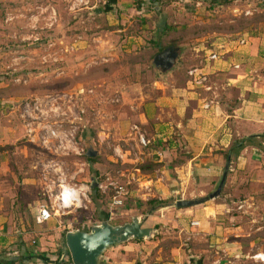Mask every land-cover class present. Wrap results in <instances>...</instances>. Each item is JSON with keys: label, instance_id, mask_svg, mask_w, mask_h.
Segmentation results:
<instances>
[{"label": "rangeland", "instance_id": "obj_1", "mask_svg": "<svg viewBox=\"0 0 264 264\" xmlns=\"http://www.w3.org/2000/svg\"><path fill=\"white\" fill-rule=\"evenodd\" d=\"M197 1L0 0L1 197L12 230H21L23 243L43 250L40 255L56 257L68 248L69 230L147 214L144 226L157 230L126 243L136 244L129 252L148 264H214L220 234L215 230L231 234L228 229L241 224L242 236L259 226L254 233L264 232V206L257 202L263 184H241L229 170L221 193L210 199L224 169L216 179L195 174L187 182L186 170L176 171L194 150L189 138L178 136L180 114L167 110L168 98L188 83L202 104L213 93L187 80L190 69L199 67L214 84L220 77L215 64L227 61L229 52L209 60L210 51L222 52L213 42L264 29L262 0H226L223 6L221 0ZM248 8L253 11L246 13ZM169 46L180 48L178 62L162 72L154 58ZM233 61L241 67L233 68ZM233 61L230 68L244 70L242 60ZM161 97L165 114H147ZM25 102L31 110L21 114ZM62 172L68 183L89 189L78 206L40 224L38 209L59 191ZM92 183L98 188H90ZM251 195L255 204L238 209ZM201 198L194 206L175 205ZM154 199L165 203L150 210ZM257 207L258 213L249 211ZM206 210H218L207 233L193 224L203 221Z\"/></svg>", "mask_w": 264, "mask_h": 264}, {"label": "crops", "instance_id": "obj_2", "mask_svg": "<svg viewBox=\"0 0 264 264\" xmlns=\"http://www.w3.org/2000/svg\"><path fill=\"white\" fill-rule=\"evenodd\" d=\"M145 1L147 4L151 2L158 4L157 0ZM197 2L202 4L203 0ZM215 2L218 1L215 0ZM233 2L248 3L245 0H233ZM223 5L224 3L220 6ZM45 6L46 4H43V7ZM247 10L253 11L251 8ZM242 39L245 40L244 44L240 43ZM213 46L229 54L227 61L215 64L218 68L214 72L218 71L220 74V77H216L218 84L217 82L212 84L208 79L206 81V86L210 89L205 90L213 93L207 95V99L213 100L211 107L204 109L201 106L200 97L188 83L186 86L175 89L178 96L168 98L167 107L170 108L167 110L180 114L176 121L177 134L184 140L189 138L190 147L194 150L190 159L176 166V171L182 173L186 170L183 176L186 182L195 174L201 179H216L229 165V170L234 172V174L229 173V176L233 175L236 181L241 177V184L246 181L247 185L250 181L252 184L259 183L264 186V29L229 43H226V38L222 37L219 41H214ZM239 59L244 62L243 71L229 67L230 61ZM162 100L164 98L161 97L152 104L151 109L146 111L147 114H158V116L165 114L166 109L162 107ZM193 102L195 105L192 104ZM158 116L156 115V118ZM174 122L166 124L173 125ZM156 125L162 124L157 122ZM241 143L242 146H240ZM229 150H231L228 159L230 163L225 158V153ZM178 178L182 179V175ZM258 197L262 200L257 202L259 204L263 202L264 206V193ZM252 198L255 199L251 195L250 199L247 198L238 206V209L245 206L250 208V205L255 204ZM4 210L6 207L1 197L0 187V264H53L56 261L59 262L58 264H74L69 261L68 248L62 249V253L56 257H48L46 254L40 256V251L43 250L33 248L29 243H23L20 238L21 230H12L9 218L6 216L7 212ZM257 210L258 207L256 210L249 211L258 213ZM217 211L202 212L201 220L203 221H198L199 225L204 226L205 233L210 230L211 216L213 213L216 216ZM241 226L238 224L230 227L228 231L231 234H226L221 227H216L221 230H215L220 234H216L215 238L214 264H264V260L256 257L259 253L264 254V232L261 235L254 233L263 226L249 232L247 235L250 236H242ZM249 237L250 239H244ZM136 248V244L132 242L113 246L106 256L100 259V264H148L146 260H143L142 255L134 257L129 252Z\"/></svg>", "mask_w": 264, "mask_h": 264}, {"label": "water", "instance_id": "obj_3", "mask_svg": "<svg viewBox=\"0 0 264 264\" xmlns=\"http://www.w3.org/2000/svg\"><path fill=\"white\" fill-rule=\"evenodd\" d=\"M180 48L178 46H169L154 58V63L161 68L162 72H168L178 62ZM229 161V160H228ZM230 163V161H229ZM229 171V165L226 167L221 183L217 190L209 195V198L218 196L226 181ZM98 183H92L90 188L97 187ZM205 201L201 199H179L176 207L185 208L194 206ZM149 214L143 218L136 216L130 222L123 224H112L110 221H102L94 224L90 230L75 229L69 230L66 234V244L71 253L74 264H100V259L104 252L115 245L125 243L131 239L141 240L151 237L157 230L155 227L144 226Z\"/></svg>", "mask_w": 264, "mask_h": 264}, {"label": "built area", "instance_id": "obj_4", "mask_svg": "<svg viewBox=\"0 0 264 264\" xmlns=\"http://www.w3.org/2000/svg\"><path fill=\"white\" fill-rule=\"evenodd\" d=\"M246 13H250V11L248 10ZM240 43L244 44L245 40L244 39L240 40ZM224 55L225 52H216L212 50L208 54L207 58L213 61L222 60L224 59L222 57ZM231 65L235 69H239L241 67V63L237 61H233ZM188 80L192 84L194 82L195 85H201L206 90L210 89L209 87L206 86L207 74L202 72V70L199 67H194L190 69ZM212 104H213V100L204 99L201 106L204 109H209ZM22 108L24 113L21 112V114H25V112L26 114L30 113L29 111L31 110V104L29 102H25V104L22 105ZM36 108H38L37 104H36ZM134 129H138V126L135 125ZM50 132L53 135H56V132L54 130H49V136H50ZM140 139L144 145H147L143 135L140 136ZM58 185H59V191H57L55 194L54 193L49 194L50 204L47 203L43 204L38 209L36 220L40 224L47 222L56 215L65 214L71 208L78 206L82 201V197L86 196L87 193L86 190L89 189L88 185H78L74 183L73 184L68 183L67 181H65V176L63 172L62 175L59 177ZM118 192L121 193L125 191L123 188H120ZM115 202L121 204L123 200L119 199L116 200ZM193 224L199 225V221H193ZM256 257L260 258L261 260H264V254L262 253L257 254Z\"/></svg>", "mask_w": 264, "mask_h": 264}, {"label": "trees", "instance_id": "obj_5", "mask_svg": "<svg viewBox=\"0 0 264 264\" xmlns=\"http://www.w3.org/2000/svg\"><path fill=\"white\" fill-rule=\"evenodd\" d=\"M217 1H220V0H217ZM224 1H226V0H221L220 2H224ZM166 48V47H165ZM164 48H161L160 49V51H162ZM247 142V141H246ZM249 142V141H248ZM238 143V142H237ZM243 144L241 143L240 144V146H242ZM230 152H231V150H229L228 152H226L225 153V158L226 159H228V157H229V155H230ZM90 160H94V157H88ZM96 188H98V186L96 187ZM149 203H154L153 205H152V207L150 208V210H153V209H155V207L157 206V205H163V203H165V201L164 202H162V201H160V202H158V200L157 199H154V200H149ZM43 255V254H42ZM42 255H40V256H42ZM68 258H69V261L71 262V263H73V260H72V257H71V253L70 252H68ZM59 262H55V263H53V264H58Z\"/></svg>", "mask_w": 264, "mask_h": 264}]
</instances>
